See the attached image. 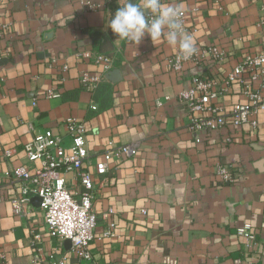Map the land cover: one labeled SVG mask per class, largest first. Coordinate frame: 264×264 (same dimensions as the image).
<instances>
[{"label": "crops", "instance_id": "1", "mask_svg": "<svg viewBox=\"0 0 264 264\" xmlns=\"http://www.w3.org/2000/svg\"><path fill=\"white\" fill-rule=\"evenodd\" d=\"M82 2L88 0H0V264H48L50 253L64 255L65 264H245L264 245V129L227 125L196 141L188 126L199 113L187 110L178 94L192 76L220 80L264 47V24L258 25L264 0H166L184 9L196 46L215 44L227 54L220 63L187 62L184 74L165 66L177 46L163 37L152 43L147 35L137 47L114 40L119 60L104 72L98 56L106 52L96 50L90 34L106 29L119 3L91 0L95 7L88 9ZM84 74L109 86L105 105L95 98L96 87L82 83ZM238 91L233 85L217 101L244 100ZM67 117L88 130L85 167L97 216L89 261L78 259L65 240L55 251L36 196L14 210L21 181L5 175L38 166L23 150L35 132L49 128L68 144ZM109 141L140 148L133 157L112 156L98 175L95 164ZM218 163L231 166L233 182L216 175ZM65 177L71 190H82L74 172ZM110 221L114 236L98 239ZM244 224L255 234L252 246L236 231ZM257 255L255 264H264V251Z\"/></svg>", "mask_w": 264, "mask_h": 264}, {"label": "built area", "instance_id": "2", "mask_svg": "<svg viewBox=\"0 0 264 264\" xmlns=\"http://www.w3.org/2000/svg\"><path fill=\"white\" fill-rule=\"evenodd\" d=\"M112 1V0H110ZM88 9L95 6L88 2H82ZM119 4L115 6V11ZM151 18V17H150ZM183 25L187 33L194 29L185 26V12L182 17ZM264 24V16L258 25ZM4 24L0 23V28ZM117 50L111 54L101 53L98 60L103 63L104 72H109L117 58ZM226 52L215 44L197 46V52L188 60H183L177 50L171 56L165 57V66L176 72L184 74L187 62L195 65L223 62ZM65 68V66H64ZM98 78L84 74L82 83L94 89ZM233 85L238 86V92L244 97L242 101H236L230 106L217 101L224 96ZM57 93L48 92L47 97H56ZM178 99L192 115L189 130L195 135L196 141H200L201 134L217 131L227 125L234 127H247L248 129H264V47L252 54H246L230 71L226 72L220 80L201 74L191 77L189 88L178 94ZM92 110H97V104L90 105ZM68 144H65L62 134L54 133L45 128L35 132L30 140L24 143L23 150L29 162H38V166L29 171L26 166L14 167L5 172L7 177L21 181L22 196L12 200L16 212L24 210L30 196L40 198L39 206L43 211L44 223L49 235L57 241V251L61 248L62 241H70V249L78 259L89 261L91 253L89 244L94 238L96 214L92 208L94 198V183L92 174L86 169V161L89 155L86 145L87 128L81 120L67 117L62 121ZM1 137V136H0ZM140 148L138 142L126 144H114L109 141L103 152V159L95 164L98 175H104L108 171L109 160L112 156L133 157ZM74 172L75 178L82 187L80 191L71 190L67 185L66 173ZM215 173L224 182H233L235 175L229 164L218 163ZM108 213H112L110 210ZM115 223L110 221L107 227L99 234L98 239L103 240L113 237ZM237 233L245 237L250 246L256 241L255 234L250 224H244L237 228ZM38 238V235H35ZM259 251H264L263 246H257ZM256 251L252 253L245 264H255ZM1 257V255H0ZM65 256L55 253L48 255V264H65Z\"/></svg>", "mask_w": 264, "mask_h": 264}, {"label": "clouds", "instance_id": "3", "mask_svg": "<svg viewBox=\"0 0 264 264\" xmlns=\"http://www.w3.org/2000/svg\"><path fill=\"white\" fill-rule=\"evenodd\" d=\"M88 3L91 4V0ZM118 3L119 7L107 21L116 39L137 47L145 35L152 43L163 37L169 45L177 46L183 60L196 54V41L185 31L184 9L179 4L166 0H118Z\"/></svg>", "mask_w": 264, "mask_h": 264}, {"label": "trees", "instance_id": "4", "mask_svg": "<svg viewBox=\"0 0 264 264\" xmlns=\"http://www.w3.org/2000/svg\"><path fill=\"white\" fill-rule=\"evenodd\" d=\"M114 12L110 11L107 16V21L109 19V16L113 14ZM92 42L94 43V46L98 52H106L107 54L112 53L113 48V41L116 40L115 34L111 32V30L106 26L105 30H95L92 31L91 34ZM110 50V51H109ZM119 60V57L114 61V64ZM112 69H110L109 73ZM110 94L109 86L105 83H99L98 86H96L94 90V95L96 99L101 100V104L105 105V98L108 99V95Z\"/></svg>", "mask_w": 264, "mask_h": 264}, {"label": "water", "instance_id": "5", "mask_svg": "<svg viewBox=\"0 0 264 264\" xmlns=\"http://www.w3.org/2000/svg\"><path fill=\"white\" fill-rule=\"evenodd\" d=\"M36 199L39 201L40 203V198L38 196H36ZM65 244H67V246H70V241L69 240H65L64 242Z\"/></svg>", "mask_w": 264, "mask_h": 264}]
</instances>
